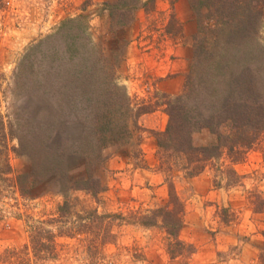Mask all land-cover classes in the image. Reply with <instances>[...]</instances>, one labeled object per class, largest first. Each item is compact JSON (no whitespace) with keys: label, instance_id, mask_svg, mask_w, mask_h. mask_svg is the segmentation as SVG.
<instances>
[{"label":"rangeland","instance_id":"rangeland-1","mask_svg":"<svg viewBox=\"0 0 264 264\" xmlns=\"http://www.w3.org/2000/svg\"><path fill=\"white\" fill-rule=\"evenodd\" d=\"M114 2L0 0V152L10 168L0 160V264H258L263 149L234 164L222 154L192 177L170 150L172 171L159 169L166 104L197 73L195 50L213 41L199 49L204 34L188 0H154L117 29L106 6ZM78 26L88 27L91 50ZM255 40L264 43V14ZM214 140L192 134L195 146ZM88 177L100 191L72 189ZM169 185L184 209L178 238L195 250L188 258L169 259L171 240L153 214L176 211ZM33 236L45 247L38 254Z\"/></svg>","mask_w":264,"mask_h":264},{"label":"trees","instance_id":"trees-1","mask_svg":"<svg viewBox=\"0 0 264 264\" xmlns=\"http://www.w3.org/2000/svg\"><path fill=\"white\" fill-rule=\"evenodd\" d=\"M113 1V4L106 6L114 29L129 26L134 22L135 13L139 8L148 10L154 3V0ZM188 1L197 23V33L202 32L204 37L208 32L211 34L199 38V49L204 47L207 41L213 42L210 51L201 50L198 53L195 50L197 73L190 74L182 94L166 104L169 122L165 130L157 134V148L159 169L164 172L172 171L169 151L174 150L180 155L177 158L186 160L184 169L186 174L192 177L202 173L207 166L214 168L215 161L219 160L222 154L234 164L243 161L247 152L254 147H259L263 149L261 152H264V43L255 40L262 28L264 0ZM78 30L80 46L87 49L90 47L91 50L88 27L79 29L78 26ZM211 38L212 40H208ZM36 47L39 48L38 45ZM222 47L226 49H220ZM22 70L23 67L19 64L14 74L17 77L14 83L18 89L24 85L16 83L21 81ZM35 83L30 86L33 90ZM37 92L40 94L41 91ZM192 98L195 102L198 98L200 101L191 106ZM202 129L211 133L215 140L205 146H195L192 134ZM126 134L127 131L117 133L119 137ZM4 156L5 154L0 152V160L6 166L2 172L7 173L10 168L3 159ZM226 171L230 172L234 179L238 178L229 167ZM73 185L72 189L95 193L101 189L99 183L91 177ZM168 197V204H178L176 211L167 207L153 214H158L165 233L171 240L167 245L169 259L174 260L180 256L188 258L195 250L192 245H185L178 238L184 209L171 185ZM68 207L64 197L59 211L65 214ZM151 222L155 223L153 219ZM92 230L89 228L87 234H91ZM47 234L51 235L48 231ZM262 235L263 247L258 256V264H264V230ZM102 246L104 244L100 247ZM32 248L38 254L45 247L35 242L33 236ZM53 248L55 247L52 245L49 249ZM92 248H95L96 252L97 247L94 245Z\"/></svg>","mask_w":264,"mask_h":264}]
</instances>
